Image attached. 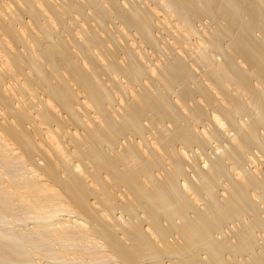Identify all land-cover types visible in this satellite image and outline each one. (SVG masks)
<instances>
[{
	"label": "clouds",
	"instance_id": "clouds-1",
	"mask_svg": "<svg viewBox=\"0 0 264 264\" xmlns=\"http://www.w3.org/2000/svg\"><path fill=\"white\" fill-rule=\"evenodd\" d=\"M115 2L0 0V264H264V0Z\"/></svg>",
	"mask_w": 264,
	"mask_h": 264
},
{
	"label": "bare ground",
	"instance_id": "bare-ground-1",
	"mask_svg": "<svg viewBox=\"0 0 264 264\" xmlns=\"http://www.w3.org/2000/svg\"><path fill=\"white\" fill-rule=\"evenodd\" d=\"M73 3H76L77 0H72ZM81 7H83V5H81ZM113 8L116 10L117 12V15L121 18V21L126 23L129 27L130 30H136L137 29V24H136V21L131 17L129 16L126 12H124L119 6L118 4L115 2V0H113ZM101 16V19H103L105 21V23H110L111 20L110 18H107L105 15L103 14H100ZM62 23L66 24L67 21H61ZM142 37L148 42L149 46L150 47H154V45L151 43L150 39L148 38L147 34L146 33H143L142 32ZM249 86H250V82H249ZM199 95V93L195 92V91H192L190 93H186V98L187 99H195L197 96ZM197 107L199 108L200 106L197 105ZM201 114L202 115H206L203 113V110L201 109Z\"/></svg>",
	"mask_w": 264,
	"mask_h": 264
}]
</instances>
